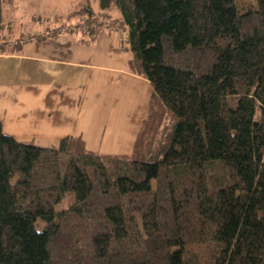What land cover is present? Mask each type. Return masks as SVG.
<instances>
[{
  "label": "trees",
  "instance_id": "1",
  "mask_svg": "<svg viewBox=\"0 0 264 264\" xmlns=\"http://www.w3.org/2000/svg\"><path fill=\"white\" fill-rule=\"evenodd\" d=\"M6 1L8 54L25 34L8 40ZM103 20L151 85L132 154L19 142L0 120V264H264V0H98L83 37Z\"/></svg>",
  "mask_w": 264,
  "mask_h": 264
},
{
  "label": "crops",
  "instance_id": "2",
  "mask_svg": "<svg viewBox=\"0 0 264 264\" xmlns=\"http://www.w3.org/2000/svg\"><path fill=\"white\" fill-rule=\"evenodd\" d=\"M33 29L42 39L21 31L20 48L0 53L3 132L41 147L80 137L88 151L130 156L151 85L126 68L125 30L104 28L88 40L80 31Z\"/></svg>",
  "mask_w": 264,
  "mask_h": 264
},
{
  "label": "rangeland",
  "instance_id": "3",
  "mask_svg": "<svg viewBox=\"0 0 264 264\" xmlns=\"http://www.w3.org/2000/svg\"><path fill=\"white\" fill-rule=\"evenodd\" d=\"M235 2L241 8L249 5L251 0H235ZM97 4L98 0H12L11 2H3L2 15L8 17L6 22L12 28L9 31L11 36L8 40L11 43L15 42L18 33L21 31L29 33L28 36L31 37L37 29L34 30L33 27L38 25H42L44 30H50V34L64 30L80 31L83 36L82 31L86 13L96 12ZM75 10H81V15L69 17V13ZM103 22L109 26L105 28L114 27L110 21L105 22L103 20ZM71 200L72 196L69 193L61 202L55 205L54 209L60 211L66 208ZM41 227L42 223L39 221L37 229Z\"/></svg>",
  "mask_w": 264,
  "mask_h": 264
}]
</instances>
